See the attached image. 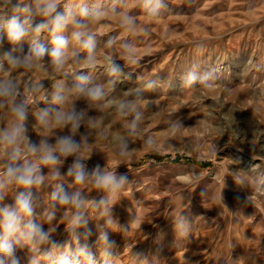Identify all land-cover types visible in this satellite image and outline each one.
<instances>
[{
	"label": "rangeland",
	"instance_id": "1",
	"mask_svg": "<svg viewBox=\"0 0 264 264\" xmlns=\"http://www.w3.org/2000/svg\"><path fill=\"white\" fill-rule=\"evenodd\" d=\"M99 2L111 7L114 0ZM168 3L172 13L149 20L135 7V0H126L127 10L137 14L140 28L136 34L120 28L118 17L105 16L90 24L97 36L98 63L103 65V55L110 51L105 46L109 36L131 41L140 59L134 66L117 60L132 78L117 86L115 97H125L126 90L136 89L145 79L160 81L155 90L145 92L151 107L145 112L142 136L132 138L140 150L118 169L132 181L114 207V218L128 230L115 225L107 229L117 245L108 264H264V0ZM78 4L79 0H61L60 9ZM144 26L149 27L148 35L141 30ZM40 42L51 48L47 33ZM27 45L26 40L25 50ZM193 65H198V73L215 69L216 79L209 86L186 87L182 77ZM78 71L70 61L63 73H14L25 83L40 79L45 84L29 109L33 139L41 135V129L33 125L36 114L50 106L45 98L52 85L57 79L73 83ZM90 75L93 83L102 84L109 78L105 66ZM77 104L84 106L82 100ZM94 114L104 116L106 138H91L89 167L95 163L111 167L116 140L125 134L126 121L114 110ZM175 119H182L185 126L179 132L169 128ZM9 121L10 114L0 113V126ZM144 136L155 139L154 148L145 149ZM66 170L67 164L62 171ZM69 183L70 178H65V185ZM202 190L206 195L201 197ZM50 191L45 187L36 192L37 213L48 207ZM13 194H8L6 203L12 202ZM85 194L90 199L102 195L90 187ZM67 214L60 208L52 225L42 216L37 219L45 228L58 229L55 239L71 242L63 226ZM89 217L93 234L87 243L96 264H102L94 225L103 220L94 210H89ZM181 217L191 225L186 236L179 232ZM17 255L26 264L25 253L18 250ZM79 264L87 261L81 258Z\"/></svg>",
	"mask_w": 264,
	"mask_h": 264
},
{
	"label": "clouds",
	"instance_id": "2",
	"mask_svg": "<svg viewBox=\"0 0 264 264\" xmlns=\"http://www.w3.org/2000/svg\"><path fill=\"white\" fill-rule=\"evenodd\" d=\"M60 5L61 0H0V74H3L0 78V113L10 114L9 123L0 126V264H22L18 250L25 253L26 264H42L44 261L79 264L81 258L87 264H96L87 243L93 234L92 227H89V210H94L98 219L103 220V224L94 225L102 264H108L111 250L117 246L107 229L115 225L128 230L114 218V207L120 194L132 184L129 176L118 169L140 150L133 146L132 138L142 136L145 112L151 107L145 92L155 90L160 81L145 79L136 89L126 90L125 97L113 95L119 84L132 78L117 60L129 66L140 63L134 52L135 45L117 36H109L105 41L110 51L104 53L103 65L98 63L97 36L90 28L91 23L112 16L118 17L120 28L130 34H136L140 28L137 14L127 10L126 0H114L111 7L99 0L92 4L88 0H79L77 6L64 10ZM135 7L149 20L174 11L168 0H135ZM141 30L144 35L149 34L148 26ZM44 33L48 34L50 49L40 42ZM70 61L79 67L75 81L67 83L57 79L52 85L45 98L50 106L36 114L33 125L41 129V135L39 139H33L29 109L34 96L45 90V84L40 79L25 83L17 80L14 73H63ZM99 66H105L109 76L102 84L93 83L90 75ZM197 67L193 65V69L182 77L186 87L209 86L216 79L215 69L198 73ZM168 86L171 88L172 84ZM81 100L83 107L77 104ZM105 109L114 110L120 119L126 121L125 134L116 140L111 167L100 163L89 167L92 157L87 153L91 138L94 135L106 138L104 116L94 113H103ZM184 127L182 119L169 123L173 132ZM143 143L145 149H151L156 141L151 136H144ZM65 164L67 170L62 171ZM65 178H70L67 186ZM45 187L51 188L50 203L37 213L40 204L36 192ZM89 187L102 195L90 199L85 194ZM10 192L14 193L12 202L6 203ZM205 195L202 190L200 196ZM60 208L70 213L64 217L63 226L71 242L55 239L58 229L55 226L45 228V224L37 219L38 215L42 216L45 223L52 225L58 219ZM178 228L182 236L191 231V225L183 217ZM82 239L84 243H81Z\"/></svg>",
	"mask_w": 264,
	"mask_h": 264
}]
</instances>
